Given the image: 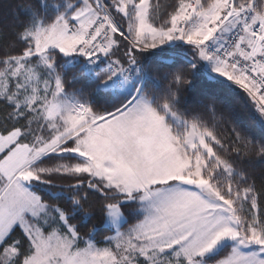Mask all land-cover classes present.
Masks as SVG:
<instances>
[{"label": "snow or ice", "instance_id": "6c2138e0", "mask_svg": "<svg viewBox=\"0 0 264 264\" xmlns=\"http://www.w3.org/2000/svg\"><path fill=\"white\" fill-rule=\"evenodd\" d=\"M0 264H264V0H15Z\"/></svg>", "mask_w": 264, "mask_h": 264}, {"label": "trees", "instance_id": "16d2710c", "mask_svg": "<svg viewBox=\"0 0 264 264\" xmlns=\"http://www.w3.org/2000/svg\"><path fill=\"white\" fill-rule=\"evenodd\" d=\"M168 2V0H165ZM15 0H0V24H3L11 19V6Z\"/></svg>", "mask_w": 264, "mask_h": 264}]
</instances>
